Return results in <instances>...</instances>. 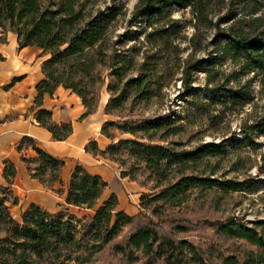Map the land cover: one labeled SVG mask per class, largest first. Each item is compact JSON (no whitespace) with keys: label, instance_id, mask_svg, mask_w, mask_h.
<instances>
[{"label":"trees","instance_id":"16d2710c","mask_svg":"<svg viewBox=\"0 0 264 264\" xmlns=\"http://www.w3.org/2000/svg\"><path fill=\"white\" fill-rule=\"evenodd\" d=\"M175 8L190 11L191 36L174 18ZM115 19L113 12L92 15L82 0H0V28L15 33L20 48L36 46L48 56L31 110L36 122L66 141L73 124L54 122L42 108L44 96L59 87L79 96L86 109L81 121L97 112L105 88L110 97L104 113L111 119L101 134L110 144L101 150L91 140L85 151L118 164L122 179L150 187L140 197L139 213L129 216L119 209L117 194L103 200L109 184L78 165L65 202L93 214L50 213L32 204L17 221L11 213L19 203L13 191L17 168L7 161L6 184H0V264H264V222L208 215L220 212L232 195L254 189L218 171L232 153L258 147L253 138L264 134V116L244 124V138L187 148L193 140L188 124L207 119L217 130L223 123L218 106L235 111L254 100L250 84H222L215 64L231 60L241 67L234 81L254 73L264 83V0H138L133 21L145 25L146 39L129 50L112 35ZM205 30L214 31L220 56L183 58L182 44L197 50ZM197 73L207 74L209 101L193 87ZM176 79L190 94L186 110L153 111L164 105ZM25 148L36 151L35 158L23 157L32 179L53 191L57 183L65 186L64 160L39 149L31 137L17 150ZM195 233H202L201 242L189 239Z\"/></svg>","mask_w":264,"mask_h":264},{"label":"crops","instance_id":"0c3cea01","mask_svg":"<svg viewBox=\"0 0 264 264\" xmlns=\"http://www.w3.org/2000/svg\"><path fill=\"white\" fill-rule=\"evenodd\" d=\"M47 58L36 46L20 48L18 36L0 28V184H6L5 163L10 161L17 168L13 191L19 199L18 205L11 206L12 216L21 221L23 212L32 204L40 205L50 213L68 210L78 217L89 215L91 211H82L65 202L72 172L78 165L93 175L101 176L109 184L104 196L107 191L109 194L105 197L117 194L120 210L129 216L137 215L138 207L129 210L122 204L120 193L125 182L130 180L121 178L119 165L85 151L91 140L97 141L101 150L110 144L101 134L102 125L111 119L104 113L108 100H100L97 112L79 121L86 112L79 96L63 87H59L53 96L45 95L42 108L52 112L54 122L73 124V133L66 141L55 140L47 128L36 122L35 112L31 110L38 95L37 86L45 78L43 65ZM25 137L33 138L39 149L65 161L61 175L65 186L57 183L53 191L30 177L23 157L28 160L35 158L36 151L34 148H25L22 153L17 150ZM113 183L120 184V189H111ZM60 190L63 195L56 193Z\"/></svg>","mask_w":264,"mask_h":264},{"label":"rangeland","instance_id":"374dc122","mask_svg":"<svg viewBox=\"0 0 264 264\" xmlns=\"http://www.w3.org/2000/svg\"><path fill=\"white\" fill-rule=\"evenodd\" d=\"M82 2L86 4L88 12L94 16L100 13H103V15L110 14L111 12L115 13L116 19L112 23V35L114 39L121 37L125 50H129L132 46L138 44L139 38L141 42H144L146 39L144 31L147 28L145 25L133 21V11L138 0H82ZM174 18L180 19V24L189 36L194 33L190 25L192 15L189 10L175 8ZM215 39L213 30L203 31L197 50L193 51V48L188 42L182 44V48L185 51L182 57L187 58L190 54L195 59L216 56L218 54L217 51L219 52V46L215 44ZM218 44H221V41H218ZM217 56H220V53ZM215 69L218 72L222 84L230 81L229 87L234 89L250 84L254 100L243 109L235 111L229 109L223 110L222 107L218 106L216 109L217 113L223 112L221 114L223 123L217 130L210 127L207 119H199L194 125L188 124L187 128L193 140L187 143V148L197 146L200 143L210 142L215 144L223 142L226 139L234 140V138H244L242 130L244 124L250 125L258 118L264 116V83L262 82L261 76L249 73L242 76L239 81H234L232 78L240 71L241 67L228 59L215 64ZM207 81L208 77L206 73H197L194 75L193 87L202 89L204 92L201 98L209 101L213 98V95L207 92ZM183 95H186V99L183 98ZM166 96L164 105L162 107L153 106V111L162 113L169 110H176V112L183 113L186 110L190 94L184 92L181 81L176 79L167 89ZM109 97V94L104 88L101 92V100L104 102ZM124 138H128V136ZM253 140L258 144V147H245L241 152L232 153L231 157L222 164L221 169L218 171V176L247 180L248 185L254 186V189L232 195L222 205L220 212L215 214L210 212L208 213L209 216L213 218L235 216L248 225H253L259 221L264 222V134H256ZM238 161L240 163L236 165ZM132 182L126 181L125 185H123V191L120 193L122 204L129 210H132L133 207L139 208L141 195L143 193H150L148 183H146L147 186H143L142 180L141 182ZM112 188L120 189V184L113 183ZM107 194H109L108 191L106 192ZM105 196L103 200L109 195L107 197ZM89 214L91 215L93 212ZM80 217L82 218V216ZM201 236L202 233H195L189 239L197 243L202 241Z\"/></svg>","mask_w":264,"mask_h":264}]
</instances>
